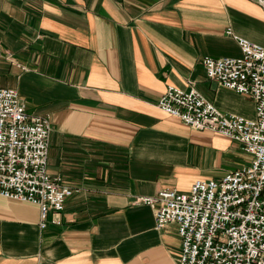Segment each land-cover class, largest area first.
I'll return each instance as SVG.
<instances>
[{"label":"crops","instance_id":"obj_1","mask_svg":"<svg viewBox=\"0 0 264 264\" xmlns=\"http://www.w3.org/2000/svg\"><path fill=\"white\" fill-rule=\"evenodd\" d=\"M264 47L262 0H0V87L52 122L48 170L75 192L61 224L0 196V264H179L178 227L138 202L189 193L253 156L159 108L168 87L256 118L249 96L207 77L203 60Z\"/></svg>","mask_w":264,"mask_h":264},{"label":"built area","instance_id":"obj_2","mask_svg":"<svg viewBox=\"0 0 264 264\" xmlns=\"http://www.w3.org/2000/svg\"><path fill=\"white\" fill-rule=\"evenodd\" d=\"M239 57H205L207 77L249 96L256 118L221 112L197 89L168 87L158 106L199 131L221 134L253 156L249 166L216 180H197L189 193L163 189L138 202L154 208L156 229L178 227L179 264H264V47L234 36ZM52 122L31 115L18 91L0 87V196L32 203L41 228L61 224L74 190L48 170Z\"/></svg>","mask_w":264,"mask_h":264},{"label":"bare ground","instance_id":"obj_3","mask_svg":"<svg viewBox=\"0 0 264 264\" xmlns=\"http://www.w3.org/2000/svg\"><path fill=\"white\" fill-rule=\"evenodd\" d=\"M264 2V0H262Z\"/></svg>","mask_w":264,"mask_h":264}]
</instances>
